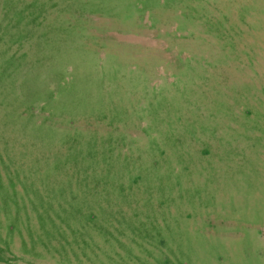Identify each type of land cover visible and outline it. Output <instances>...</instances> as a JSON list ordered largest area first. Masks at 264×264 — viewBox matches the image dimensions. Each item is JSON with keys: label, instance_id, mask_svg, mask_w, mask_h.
Listing matches in <instances>:
<instances>
[{"label": "rangeland", "instance_id": "obj_1", "mask_svg": "<svg viewBox=\"0 0 264 264\" xmlns=\"http://www.w3.org/2000/svg\"><path fill=\"white\" fill-rule=\"evenodd\" d=\"M0 264H264V0H0Z\"/></svg>", "mask_w": 264, "mask_h": 264}]
</instances>
